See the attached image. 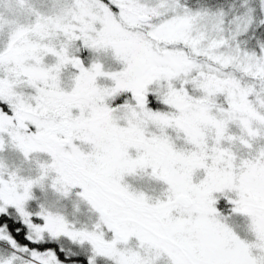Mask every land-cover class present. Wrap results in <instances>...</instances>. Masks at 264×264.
I'll list each match as a JSON object with an SVG mask.
<instances>
[{
    "label": "snow or ice",
    "instance_id": "snow-or-ice-1",
    "mask_svg": "<svg viewBox=\"0 0 264 264\" xmlns=\"http://www.w3.org/2000/svg\"><path fill=\"white\" fill-rule=\"evenodd\" d=\"M0 264H264V0H0Z\"/></svg>",
    "mask_w": 264,
    "mask_h": 264
}]
</instances>
